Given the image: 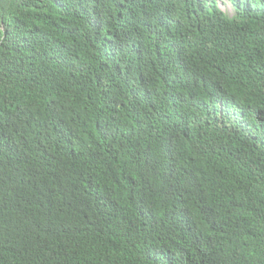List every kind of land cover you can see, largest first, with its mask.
Returning a JSON list of instances; mask_svg holds the SVG:
<instances>
[{"label": "trees", "instance_id": "obj_1", "mask_svg": "<svg viewBox=\"0 0 264 264\" xmlns=\"http://www.w3.org/2000/svg\"><path fill=\"white\" fill-rule=\"evenodd\" d=\"M249 1L0 0V264H264Z\"/></svg>", "mask_w": 264, "mask_h": 264}, {"label": "clouds", "instance_id": "obj_2", "mask_svg": "<svg viewBox=\"0 0 264 264\" xmlns=\"http://www.w3.org/2000/svg\"><path fill=\"white\" fill-rule=\"evenodd\" d=\"M161 1V0H158ZM174 4H184L185 0H166ZM216 0H189L186 7H189L190 5L193 6H199L200 11L204 13L206 11V8L211 7L213 8ZM218 1V7L220 9L225 8H247L249 7V0H217ZM167 25H164L161 30H168Z\"/></svg>", "mask_w": 264, "mask_h": 264}]
</instances>
